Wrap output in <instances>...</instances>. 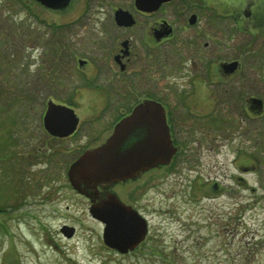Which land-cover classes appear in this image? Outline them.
<instances>
[{
	"label": "rangeland",
	"instance_id": "obj_1",
	"mask_svg": "<svg viewBox=\"0 0 264 264\" xmlns=\"http://www.w3.org/2000/svg\"><path fill=\"white\" fill-rule=\"evenodd\" d=\"M129 1L70 0L53 10L35 0H0V157L10 150L19 168L12 178L0 166V201L13 206L0 212V264H264V22L252 23L244 13L247 22L239 30L234 16L243 5L250 14L264 12V0H218L220 12L214 0L197 3L202 11L198 56L176 59L175 67L185 60L182 71L197 74L194 84L203 91L210 88L203 72H212L219 94L235 84L222 73L235 59L249 93L261 87L263 111L242 117L236 104L217 101L215 122L193 126L201 155L193 165L163 170V221L151 217V227L159 226L152 237L163 249L115 254L98 241L101 227L82 215V203L64 198V168L72 155L67 150L86 138L81 132L66 140L51 137L42 126L46 101H70L81 119L96 116L91 107L100 102L93 87L97 72L92 65L81 71L77 60L96 58L100 22L110 20V6L127 7ZM212 36L225 43L213 46ZM176 71L167 67L165 83ZM179 78L177 84L186 83ZM29 91L35 94L33 101L28 98L30 107L22 94ZM17 108H25L26 118L15 129L9 124ZM115 113L109 109L97 117L105 122ZM14 185L22 193L15 195ZM153 206H159L156 198ZM64 222L75 228L70 238L59 231Z\"/></svg>",
	"mask_w": 264,
	"mask_h": 264
},
{
	"label": "flooded vegetation",
	"instance_id": "obj_2",
	"mask_svg": "<svg viewBox=\"0 0 264 264\" xmlns=\"http://www.w3.org/2000/svg\"><path fill=\"white\" fill-rule=\"evenodd\" d=\"M178 1L181 3L174 5ZM198 1L166 0L153 10L138 8L135 5V0H130L127 7L123 4L110 6L108 11L110 20L100 22V36L97 43L101 52L94 59L85 57L77 60L78 65L82 66L81 71L92 65L94 66L92 72H97L93 87L96 88L100 102L99 105L91 107L93 115L96 116L83 117L82 119L77 116L78 122L75 130L67 136L59 137L49 134L53 138L66 140L81 132L86 138L85 143L67 150V152H72V155L64 168L66 181L62 182L67 184L64 185L66 188L64 198L82 203L83 209L80 210L82 215L88 216L101 227L98 241L102 242L104 248L121 257L135 252H154L163 249V245L156 244L157 240L152 237L153 234L156 235L159 226L151 227L153 215L160 216L163 221V170L177 169L178 163L189 162L193 165L196 162L197 157L201 154L198 153V147L194 145V143L198 145L199 140H197L196 129L193 126L200 120L205 122L207 127L208 124L215 122L216 102L228 103L230 101V103L236 104L240 108L242 117H247V113L253 111L256 112V116L262 115V99L259 95L261 87L256 86L255 92L249 93L246 86L242 84V72L236 69L238 62L232 71H226L222 66L223 75L235 79V84L229 86L227 92L219 94L215 90V80L211 78L212 72L208 70L203 72L208 82L207 88L210 87L209 90L203 91L199 89L203 86L194 84L193 77L198 76L197 74L190 72L186 76L182 71L185 60L195 61V57L198 56L196 45L202 37L200 30L196 28L202 12L201 9H198ZM214 1L217 4L213 5L216 10L220 12L221 9H224L221 8L218 0ZM66 4L47 8L62 10ZM170 4L173 6L172 9L167 7ZM119 10L129 13L133 22L120 24L116 20V11ZM239 11L234 15L239 30L247 22L244 13L249 14L252 23L264 22V12L261 8L254 14H250L248 6L243 5ZM192 18H194L193 21H191ZM51 26L55 28V26ZM57 26L63 27V25ZM187 30L188 32H186ZM189 30H193L191 34H189ZM211 38L213 46L225 43L224 38L216 36ZM208 44L205 41L203 46ZM182 57H185V60L178 62V67H175L174 61L180 60ZM80 60L81 63H79ZM169 66L176 68L178 73L171 75L170 80L165 83L163 72H166ZM179 77L186 80V83L177 84ZM145 100L158 102L164 110L170 138L175 147V152L169 162L140 168L128 177L110 181L93 183L81 180L77 174L70 177L68 174L69 165L85 150L103 143L111 134L115 124ZM59 103L74 109L72 104ZM109 109L116 110L113 117L105 119V122H103L102 116L97 117L98 114L103 115ZM202 139L204 138L201 137ZM206 151L211 152L212 150L208 148ZM210 186L218 188L216 182H211ZM154 198L159 206H153ZM108 201H119L128 211H134L144 219L146 226L144 233L140 235V239L134 245L126 247L124 251L110 247L103 242L104 223L89 212L91 207H101ZM65 224L72 226L71 223L64 222L60 227ZM158 225L160 224L158 223ZM150 240H154L155 244H148Z\"/></svg>",
	"mask_w": 264,
	"mask_h": 264
},
{
	"label": "water",
	"instance_id": "obj_3",
	"mask_svg": "<svg viewBox=\"0 0 264 264\" xmlns=\"http://www.w3.org/2000/svg\"><path fill=\"white\" fill-rule=\"evenodd\" d=\"M36 1L46 7H56L66 4L68 0ZM163 1L166 0H135V5L144 10H153ZM116 20L120 24L133 22L129 13L121 10L116 11ZM236 65L237 61H232L223 67L226 71H232ZM77 122L73 108L47 100L42 126L48 134L67 136L75 130ZM174 152L162 106L154 100H145L115 124L103 143L81 153L69 165L68 174L70 177L77 174L81 180L93 183L125 178L140 168L168 163ZM89 212L104 223L103 242L121 251L134 245L146 229L144 219L134 211H128L119 201L91 207ZM60 231L65 237H71L74 227L63 225Z\"/></svg>",
	"mask_w": 264,
	"mask_h": 264
},
{
	"label": "trees",
	"instance_id": "obj_4",
	"mask_svg": "<svg viewBox=\"0 0 264 264\" xmlns=\"http://www.w3.org/2000/svg\"><path fill=\"white\" fill-rule=\"evenodd\" d=\"M54 26V25H53ZM54 72H52V74H53ZM50 77H52V75H50L49 76V78ZM17 92V91H16ZM16 92H15V94H16ZM23 94V96L25 95V102H24V104H27V106L28 107H30L31 105H32V103H31V100H28V98L29 99H32V101H33V97H34V93L33 94H31V91H29V93H26V92H24V93H22ZM2 92H0V100L2 99ZM22 96V95H21ZM36 97H37V95H36ZM19 97H16V99H18ZM14 101H16L15 99H14ZM68 104H70L69 102L70 101H66ZM15 103H17V102H14V104ZM23 112H25V108H24V111H22V110H20L19 108H17L16 110H15V112L12 114V116H13V118L11 119V122H10V124L9 125H14V128H15V125L16 124H20V125H22V124H24V119L26 118L25 116V114L23 113ZM18 121V122H17ZM5 129H12V128H5ZM16 129V128H15ZM15 131V130H14ZM1 155V154H0ZM12 157H14V155H12L11 154V151L10 150H8V152H4L3 154H2V157H0V166H2L3 168H5L6 170H7V172L8 173H10L11 174V177L12 178H14V176H15V172H17L18 171V169L19 168H17V165L16 166H14L13 165V159H12ZM17 170V171H16ZM6 172V173H7ZM0 177H3V175H0ZM16 177V176H15ZM10 178L7 180V182H10ZM13 180V179H12ZM13 190H14V194L15 195H17V194H20V193H22V190H21V188H18V186L17 185H14L13 186V188H12ZM18 204H21L22 202H17ZM7 207H9V208H11V207H13V206H11L10 204H5L4 202H1L0 201V212H2V213H5V212H8L9 211V209L7 208Z\"/></svg>",
	"mask_w": 264,
	"mask_h": 264
}]
</instances>
